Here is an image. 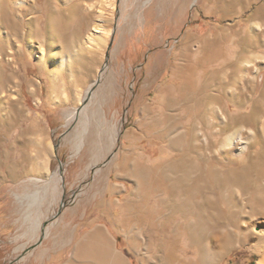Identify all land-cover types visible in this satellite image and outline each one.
Segmentation results:
<instances>
[{
  "label": "rangeland",
  "instance_id": "374dc122",
  "mask_svg": "<svg viewBox=\"0 0 264 264\" xmlns=\"http://www.w3.org/2000/svg\"><path fill=\"white\" fill-rule=\"evenodd\" d=\"M130 1L0 0L1 133L6 134V106L18 99L24 72L39 78L43 90L62 84L68 93L81 90L85 77L104 80L115 73L128 95L121 134L94 108H49L32 99L37 115L77 113L60 129L67 130L66 143L76 153L70 162L59 156L69 176L63 175L64 205L57 215L60 187L52 207L4 187L0 264H109L97 244L84 241L92 233L127 264H254L264 253L252 247L255 236L264 237V199H257L260 208L255 204L250 214L248 206L231 207L222 230L191 224V237L185 219L171 222L168 205L157 213L156 204L160 181L176 186L186 174L166 170L165 163L173 165L197 137L230 149L240 168L264 152V108L260 121H243L264 94V0H191L185 28L165 44H123L120 27ZM164 3L151 0L152 6ZM168 3L172 11L183 0ZM204 46L210 48L207 55ZM242 211L249 217L234 216ZM239 230L249 236L240 245L234 234Z\"/></svg>",
  "mask_w": 264,
  "mask_h": 264
},
{
  "label": "crops",
  "instance_id": "0c3cea01",
  "mask_svg": "<svg viewBox=\"0 0 264 264\" xmlns=\"http://www.w3.org/2000/svg\"><path fill=\"white\" fill-rule=\"evenodd\" d=\"M190 5L191 0H183L181 5L171 11L168 0L154 6L151 0L148 3L131 0L130 9L125 10L120 27L123 44H165L185 28V11ZM92 81L94 84L92 76L89 79L85 77L79 85L81 90H73L72 93L62 89V84L48 92L43 90L44 84L39 78L23 73L19 80L18 99H9L6 106V134L0 131V194L4 187H14L18 197L31 194L34 200L44 199L46 207H52L60 187V205L64 188L63 175L69 174L63 172L61 177L59 160L70 162L76 153L66 143L67 130L60 129L66 125L68 118L72 120L77 113L58 114L57 111H49L37 115L33 113L31 102L34 98L36 105L46 104L49 108L77 104L78 109ZM108 81L112 83L108 84ZM85 106L87 109H96L99 118L113 123L118 134H121L125 121L122 112L128 107L127 90L122 88L121 75L111 73L104 80H99L82 108ZM55 144L58 145L56 150ZM99 160H104V157L101 156ZM39 193H42L41 196ZM39 223L40 220L36 219L35 225ZM40 254H43V250Z\"/></svg>",
  "mask_w": 264,
  "mask_h": 264
},
{
  "label": "bare ground",
  "instance_id": "6f19581e",
  "mask_svg": "<svg viewBox=\"0 0 264 264\" xmlns=\"http://www.w3.org/2000/svg\"><path fill=\"white\" fill-rule=\"evenodd\" d=\"M209 49L210 48L208 46H204L202 49L203 55H207ZM263 108L264 94L261 95L259 100L254 102L249 115L243 118L244 123L252 124V122L255 123V121H260V118L262 119L261 113ZM230 123H232V121ZM239 133L240 136L244 135V131H240ZM205 135L204 138H206ZM222 136L224 138V135ZM229 138L230 137L228 136V140ZM216 141L206 138L202 140L201 143L198 137L192 142L190 141L188 144L189 148H186L185 151L183 150V152L175 158L173 161L174 164L172 165L170 162H167L168 164L165 163L164 167L166 170H186V174L182 176L176 186L172 184L173 186L166 187L164 182L160 181L157 189L155 188L156 204L158 207L157 213H160L163 207H167L168 205L169 210L172 211H170V215H172V217L169 219L171 222H178L179 217L187 221L185 224H187L186 235H188V237H191L194 233V228L191 229L190 227L191 224L198 222L205 223L211 229H218L222 226V222L225 223V218L229 217L228 210H230L231 207L243 208L248 206V212L250 214V212L256 208L255 204L257 199H264V152L259 155L257 161L251 162L249 166L246 165L245 167L240 168L235 160V157L230 154V149H223L222 144ZM228 148L231 147L228 146ZM176 155L177 154H175V156ZM259 203H257L256 206H258ZM234 216H236V218L243 217V220L249 217L248 214H245L244 212L241 214L240 212L237 214L234 213ZM201 228L203 229V227ZM232 231L230 232L231 234ZM234 234L235 243L238 245L243 244L249 238L247 234L240 230ZM255 237H257L258 240L252 247L256 252H259L261 248H264V237H261L260 235ZM99 238L95 235V233H92V235H90L88 239H84V241L86 240L85 242H87L90 246L97 244L102 249L100 255L102 258L106 256L107 259H109V264H127L121 258L119 253H117L115 248L113 249L112 247V249H105ZM83 261L87 262L88 260L83 259ZM105 262L106 261L104 260V263ZM254 264H264V253Z\"/></svg>",
  "mask_w": 264,
  "mask_h": 264
},
{
  "label": "water",
  "instance_id": "95a60500",
  "mask_svg": "<svg viewBox=\"0 0 264 264\" xmlns=\"http://www.w3.org/2000/svg\"><path fill=\"white\" fill-rule=\"evenodd\" d=\"M110 46H111V42H110V44L108 45V48H107V51H106V54H105V61H107V59H108V55H109L108 50H109ZM99 80H100V79H99V76H98V78H97V80L94 82V84L88 89V91H87V95H86V97L84 98V100L81 102V106H80V108L77 109V112H79V110H80V109L86 104V102H87V100H88V97H89L90 94H91V91L93 90L94 86L96 85V83H97ZM57 146H58V145L55 144V150L57 149ZM58 169H59V172H60L61 177H62V173H63V165H62V162H61L60 160H59V167H58ZM63 205H64V201L62 200L61 203H60V207H59V209H58L56 215L59 214V213L61 212V208L63 207ZM54 217H55V216H54ZM47 222H48V221L46 220V221H44V222L42 223V226H41V234H40V237H39V239H38V241H37L36 244H38V243L41 241V239L43 238V236H44V226L47 224ZM36 244L31 245L30 248H28V250L31 249L32 247H34Z\"/></svg>",
  "mask_w": 264,
  "mask_h": 264
}]
</instances>
